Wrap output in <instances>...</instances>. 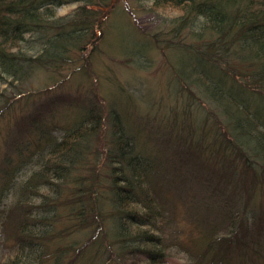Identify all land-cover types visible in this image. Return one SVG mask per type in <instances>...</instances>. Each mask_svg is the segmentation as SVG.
I'll list each match as a JSON object with an SVG mask.
<instances>
[{"label":"trees","instance_id":"16d2710c","mask_svg":"<svg viewBox=\"0 0 264 264\" xmlns=\"http://www.w3.org/2000/svg\"><path fill=\"white\" fill-rule=\"evenodd\" d=\"M127 1L157 14L153 31L137 35L122 0H0V116L76 94H48L9 134L0 233L22 251L0 264H161L175 246L194 264H264V0ZM118 8L135 43L121 60L168 71L180 114L198 118L163 124L99 94L87 62ZM45 70L61 76L31 90Z\"/></svg>","mask_w":264,"mask_h":264},{"label":"rangeland","instance_id":"374dc122","mask_svg":"<svg viewBox=\"0 0 264 264\" xmlns=\"http://www.w3.org/2000/svg\"><path fill=\"white\" fill-rule=\"evenodd\" d=\"M77 2H71L70 4L61 6L57 10L58 16H66L77 7ZM147 5V4H146ZM120 8L126 10L129 13L130 11V21L137 31V35L143 37L144 33L147 31H153L155 27V22L157 19V14L146 11L145 6L139 10V13L132 14L127 0H122ZM128 10V11H127ZM128 17V16H127ZM121 12V9L118 8V12L115 14L112 20V28L107 29L105 35L104 44L100 46V52L95 53L93 60L86 61L87 67L91 66L90 71L92 79H97L98 91L104 99H106L109 104L111 97L113 98H123L127 100L129 107L133 110H144L146 116L148 111H153V113L161 114L163 121L162 123H167L175 112L180 118V122L185 120L187 123L190 119L188 110H192L194 117H197L194 108L185 107L184 110L187 115L180 114L181 111V102L180 100L174 101L172 97L178 92L177 86L171 82V77L168 74V71L163 73V69L160 65L152 66L147 68H137L132 65H128L127 60L122 61L121 59H126L124 55L129 52L130 48L135 45L134 38L130 35L129 21ZM132 43V44H130ZM120 53H115L114 51ZM123 54V55H121ZM123 56V57H121ZM182 56V53H180ZM86 58L88 57L86 53ZM157 61H161V55L158 51ZM91 64V65H90ZM167 67L164 65V68ZM61 75L58 73H50L48 71H40L38 75L30 83L32 86L31 90H38L40 88L46 87L51 84L54 79L59 78ZM51 78L53 80H51ZM87 79H81L84 81ZM173 84V85H172ZM68 85V84H66ZM88 86V85H87ZM3 88V87H2ZM1 88V89H2ZM54 88V87H53ZM29 90V89H28ZM169 90V91H168ZM96 91V90H95ZM36 93V92H35ZM47 93V94H46ZM43 92L36 95L28 105H26V99L23 97L17 99L18 103L12 108L6 110L2 116H0V176L4 173H10L6 170L5 162L8 154H11L9 151L10 141H12V134H16L17 126L19 121L22 119L25 113H34L44 109L42 105L47 100V95L57 96L64 95L73 101L76 94L71 92L68 87L55 88L50 92ZM116 94H119L117 96ZM64 97V99L66 98ZM86 97V95H84ZM2 98H0L1 100ZM87 100L86 98H81ZM102 101V97L100 99ZM136 100H138L136 102ZM105 101V102H106ZM160 103L153 105V103ZM185 103L184 100H182ZM175 106V107H174ZM159 108L160 110L155 111L153 109ZM124 113V111L122 110ZM163 114V115H162ZM136 130H138L136 128ZM12 134L9 136V134ZM7 144V145H6ZM13 158V157H10ZM32 169V164L29 166H24L22 171L16 173L17 180L23 181L27 178V175ZM3 186V180L0 178V187ZM102 191V190H101ZM4 201V198L2 199ZM179 210V209H178ZM185 238V237H184ZM20 249H18L14 242L10 239L2 241V236L0 233V261H7L20 256ZM109 255L106 254L102 257L105 261L106 257ZM111 258V256H110ZM112 263H114V257L112 255ZM195 259H192L191 256L180 246H175L169 250L168 257L161 264H194ZM125 264H151L149 260L138 254L134 257L127 258ZM154 264V263H152Z\"/></svg>","mask_w":264,"mask_h":264}]
</instances>
